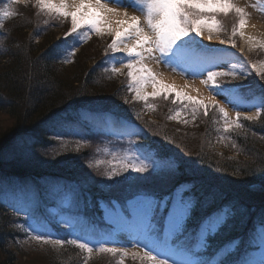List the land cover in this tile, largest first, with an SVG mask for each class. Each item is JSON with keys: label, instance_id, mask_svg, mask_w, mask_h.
Segmentation results:
<instances>
[{"label": "trees", "instance_id": "trees-1", "mask_svg": "<svg viewBox=\"0 0 264 264\" xmlns=\"http://www.w3.org/2000/svg\"><path fill=\"white\" fill-rule=\"evenodd\" d=\"M4 11L13 15L2 17ZM217 19L223 26L222 33L232 31L238 24L234 13ZM0 23V114L10 119L9 124L0 127L1 183L21 182L42 193H50L56 185L70 187L79 192L81 201L90 209L92 206L97 210L93 223L112 224L100 207H127L129 198L127 185L116 184L106 189L105 185L113 181L101 175L110 170L109 162H118L113 155L122 157L118 154L121 151L109 147L108 137L99 126L106 117H114L121 128L125 123L140 128V134L134 137L140 150V146H145L153 153L159 151L177 160L179 173L173 185L194 178L205 182L210 179L223 194L225 203L237 200L244 208L235 226L214 238L212 249L205 255L210 256L236 238L242 241L235 251L238 257L241 253L252 254L255 247L263 244L259 230L264 220V110L251 121L242 115L234 120L241 126L234 124L225 132L223 117L213 106H209L207 115L201 108L193 116L191 105L185 107L187 101L174 100V94L167 98L164 94L149 96L147 101L132 103L125 100L127 90L122 80L126 78L110 70L106 55L111 51L107 41L101 42V36L89 39L69 57L71 37L67 38V47H57L64 43L58 34L67 29V21L40 13L32 4L0 0ZM89 47L95 50L91 48L93 51L86 56L83 53ZM241 84H247L241 93L250 99H259L264 91V79L256 74L238 75L227 83ZM72 131L88 137L89 146L67 147L64 154L53 160L54 156L42 147L62 142ZM27 143L37 149L25 154ZM96 161L103 163L88 167ZM189 165H194L195 177ZM145 187L159 184L152 182ZM19 220L17 212L0 199V264L87 261L76 246L64 245L53 250L44 245L31 249L12 246L10 239L22 230ZM31 255L42 261L27 260ZM105 255H99L103 260L97 264H111ZM126 264L139 263L129 259Z\"/></svg>", "mask_w": 264, "mask_h": 264}, {"label": "snow or ice", "instance_id": "snow-or-ice-1", "mask_svg": "<svg viewBox=\"0 0 264 264\" xmlns=\"http://www.w3.org/2000/svg\"><path fill=\"white\" fill-rule=\"evenodd\" d=\"M110 3L117 7L110 6ZM110 3L103 0H36L41 11L56 18L71 20V28L65 34L64 43L57 47H67L68 36H72L75 43H80L82 30L87 38L91 33L102 34L106 28L108 34L114 37L108 46L114 54L110 59L128 69L127 75L136 85L133 90L139 100L147 101L148 95L157 97L161 94L167 98L170 92L171 86L158 79V74L153 72L148 61L163 62L193 75H206L207 79L203 83L210 82L216 95H226L230 103L235 102L232 93L238 92V88H220L217 85L218 77L235 78L238 72L240 75H247L244 67L248 66L255 69L253 74L264 79V65L260 68L254 64L249 66L241 55L238 69L237 64L232 62L236 53L211 47L198 39L207 31L208 41L215 38L221 44L228 43L235 47V39L225 41L220 40L219 35L213 36V32L218 33L223 27L217 17L227 16L229 13L238 17V24L232 28V37L237 34L244 36L247 13L244 8L236 6L233 0H110ZM128 8H135L142 15L129 13ZM12 15L11 11L2 13V17ZM260 47H264V44ZM115 53H121L122 58H117ZM240 53H243V49H240ZM68 55H74V50ZM226 66H230L231 70H215ZM110 70L113 73L121 72V68L115 65ZM149 83L154 90L145 94L143 88ZM176 98L181 102L187 101L185 107L191 105L193 116L201 108L204 115L208 114L209 105L204 101L180 92L176 93ZM211 99L215 100V97ZM212 106L218 108L222 115L225 132L234 124L236 127L241 126L236 121L244 115L242 112H236L234 121L219 102ZM253 106L264 110V91L259 96V103ZM257 115L259 113L244 115V119L251 121ZM122 128L121 135L140 134L131 124L125 123ZM88 146L86 141L78 142V149ZM140 148L139 154L123 157L113 155V160L118 162H109L110 170L101 173L107 181H113V184L105 185L106 189H111L116 184L127 185V207L131 218L121 216V222L126 226L124 230L129 231L132 236L133 246L138 247L141 243L144 245L143 254L132 252V259L138 258L141 264H254L252 260L235 255L237 244L242 242L239 238L222 245L210 256L205 255L212 249V240L231 230L237 218L243 214L244 208L239 202L232 200L225 203L223 194L210 179L205 182L194 178L173 185L172 182L179 173L177 160L159 151L153 153L145 146ZM100 163L103 162L89 163L88 167L95 168ZM188 168L195 177L194 165H189ZM152 182H158L159 187H145ZM24 210L28 212L29 218H33L35 209ZM64 223L68 227L73 225L72 220ZM46 227L38 219H33L25 231L37 233L32 237L37 242L76 246L88 257L94 251L110 253L112 256H120V264H124V258L130 254L128 248L110 247L106 242L90 245L78 238L53 240L42 231ZM259 235L261 243H264V220L261 221ZM113 243L116 241L113 240ZM259 264H264V258Z\"/></svg>", "mask_w": 264, "mask_h": 264}, {"label": "rangeland", "instance_id": "rangeland-1", "mask_svg": "<svg viewBox=\"0 0 264 264\" xmlns=\"http://www.w3.org/2000/svg\"><path fill=\"white\" fill-rule=\"evenodd\" d=\"M21 1H24V2H27V3H31L32 2L38 9H40L36 5V0H21ZM103 1L110 2V0H103ZM261 2H264V0H233V3L236 6L244 8L245 12L247 13V15H246L247 23H246L245 27L247 25H249L251 23L250 21H252L253 19H256V21H260L261 25L264 26V13L261 10H259L260 8L257 6ZM113 5H115V4H113ZM115 6H117V5H115ZM128 9H131L132 11H135L138 14L142 15V13L137 11L135 8H128ZM27 24H28L29 27H31L29 22ZM243 32H244V36H240L239 34H237L235 37H232V34H231L226 39H224L221 36L220 32H218V33L217 32H213V36L215 37V36L219 35L220 40L227 41L229 39H235L236 45H235L234 48L228 43L221 44L220 41H219V43L217 45H213V44H211V42L209 43V41L207 39H205V36L208 35L207 31H205L203 37H198V39H201L203 41V43H205V44H207V45H209L211 47H216V48H220V49H226L230 53H236L237 56L232 58V62L237 64V68L238 69L240 68V56L241 55H242L243 58H245L248 61V65L249 66L254 64V65L257 66V68H260L262 65H264V47H260V45L264 44V27H261L260 29H257V30L255 29L253 31L249 30V32H248L249 34L246 33V30H244V29H243ZM103 33H105V35L103 37H101V39H102L101 42H106V41H108V39L111 40V38L113 37L112 35H111L112 36L111 37L108 34V31H107L106 28H105V31ZM249 37H251L252 39L250 40ZM101 42L99 41L98 44H100L102 47H104ZM93 47H89V48L85 49L84 50L85 52L83 51L84 53L83 52L82 53L87 56V54H89L90 52L93 51V50H90ZM240 49H243V53L242 54L240 53ZM119 54L120 53H115V56L118 58ZM120 58H122V57H120ZM112 64L115 65L116 67H120L123 75L130 79L129 80L130 82H129L128 85H129V88H130L131 97H129V95H127L125 100L126 101H129V99L133 100L134 98H136L135 91L133 90L134 87H136V85L133 84V82L131 81V78L127 75L128 71L125 72L124 71V67L122 66V64L118 63L116 60H112ZM160 64L162 65L163 69H165L167 71H170L173 74H177L183 79L187 78L190 81H193V82H196V83H197V81L199 79H202V77H204V78L206 77V75H193L192 76V74H189V75H187L185 77V76H182L179 73L173 72L175 67L170 66L168 64H165L163 62H161ZM215 70H217V71H225L226 72V71H230L231 68H230V66H226V67H222V68H217ZM244 71L247 72V73H251V72L255 71V69H251L250 67L245 66L244 67ZM130 85H131V87H130ZM170 86L171 87H170V92L169 93H174V96L176 98L177 90H174V87L172 85H170ZM218 86L220 87V85H218ZM208 89L211 92H214L212 87L210 86V82H209ZM153 90L154 89H153V87H152V85L150 83L147 84L143 88V92L145 94H150ZM187 95H190V94L187 93ZM190 96H192V95H190ZM232 98L235 101L234 103H230L229 99H228V100H224L223 101L224 105L221 102H219V104L224 106V108L226 109V111L229 114V118L230 119H235L236 118V115H235L236 112L240 111L242 113H246L248 111V109H249L248 106L250 104L248 103V105L246 104V106H244L243 108L241 107L242 109L241 108L239 109L240 105L237 104V101H239V100H237V99H235L233 97V93H232ZM215 101L218 102L217 100H212V101H209V102L204 101V103L205 104L216 103ZM248 115H250V114H248ZM9 123H10V119H8L6 116H4V115L2 116L0 114V127H4V126H6ZM36 138L39 139L40 137H36ZM56 147H58V148L59 147H65V145L62 144V143H59L58 145H56L55 147L50 148V149H54ZM12 188L14 190V192L11 194L12 197H13V200H15L17 203L18 202L19 203H24L25 202V196L28 195L29 192H27L21 186V184H19V183H13ZM33 219L34 218L30 219V223L29 224H31L33 222ZM63 221H66V219L63 218ZM123 226H124V228H121L120 230L117 231L116 237H106L105 240L104 239L103 240H96V242L92 241V243L93 244H98V243H101V242H106L108 245H111V246L120 247V248H128L129 253L139 252L142 255L143 251H144V245L141 243L138 247H134L133 243H132V236L129 234V231L124 230L126 228V226L125 225H123ZM44 230L45 229H43L42 231L44 232ZM36 234L37 233H35V232L28 231V236L26 238V242H27L28 245H31L32 243H34V244L37 243V241L32 238ZM113 240H115L116 243H113ZM97 241H100V242H97ZM95 253H96V251H94L91 256H93V254H95ZM262 258H264V247H262L256 253V256L251 258V260L254 261V264H259V261ZM26 259L27 260L28 259H30V260L32 259V260H36V261H42V259H38V256H36V255L28 256V257H26Z\"/></svg>", "mask_w": 264, "mask_h": 264}, {"label": "bare ground", "instance_id": "bare-ground-1", "mask_svg": "<svg viewBox=\"0 0 264 264\" xmlns=\"http://www.w3.org/2000/svg\"><path fill=\"white\" fill-rule=\"evenodd\" d=\"M110 6L117 7V6H113L111 4H110ZM127 10L131 14L141 15L135 11H132L131 9H127ZM250 22L251 23L244 28V30H246V33H248L249 30L253 31L255 29L257 30V29H260L261 27H264L263 25H261V22L256 21V19H253ZM206 37H207V35L205 36V39H207ZM210 42L213 45H217L219 43V40L213 39L212 41H209V43ZM148 64L152 68L153 72L158 74V79H160L166 85H169V86L172 85L174 87V90H177V92L186 93V94L188 93V94H190L194 97L200 98L206 102L212 101L211 98L213 96L215 97V100L219 99V98L222 99L223 97H226V95H224V94L216 95V93H213V92L207 90L205 87L206 84L203 83V81H204L203 78L199 79L197 81V83H195L193 81H190L187 78L183 79L179 75L173 74L172 72L163 69L162 65L160 63L148 61ZM257 113H258V110L254 106H252L250 111L248 112V114H250V115H256ZM245 205H246V203H244V206ZM10 243L12 246H18L20 244V238L12 237L10 239Z\"/></svg>", "mask_w": 264, "mask_h": 264}]
</instances>
